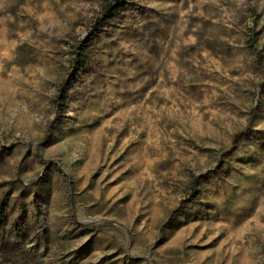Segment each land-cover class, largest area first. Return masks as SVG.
I'll return each mask as SVG.
<instances>
[{
    "label": "rangeland",
    "instance_id": "374dc122",
    "mask_svg": "<svg viewBox=\"0 0 264 264\" xmlns=\"http://www.w3.org/2000/svg\"><path fill=\"white\" fill-rule=\"evenodd\" d=\"M111 1L0 0V264H264V0Z\"/></svg>",
    "mask_w": 264,
    "mask_h": 264
},
{
    "label": "trees",
    "instance_id": "16d2710c",
    "mask_svg": "<svg viewBox=\"0 0 264 264\" xmlns=\"http://www.w3.org/2000/svg\"><path fill=\"white\" fill-rule=\"evenodd\" d=\"M111 4L104 9V18L105 20L112 19L113 14L119 12L123 8V0H112ZM87 47V46H84ZM89 60L87 55L77 53L72 61L73 68H83Z\"/></svg>",
    "mask_w": 264,
    "mask_h": 264
}]
</instances>
